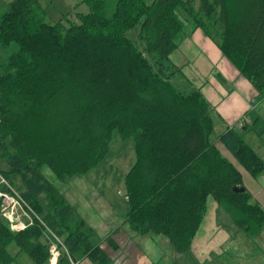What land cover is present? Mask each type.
Wrapping results in <instances>:
<instances>
[{
	"label": "trees",
	"instance_id": "trees-1",
	"mask_svg": "<svg viewBox=\"0 0 264 264\" xmlns=\"http://www.w3.org/2000/svg\"><path fill=\"white\" fill-rule=\"evenodd\" d=\"M82 3L89 12L76 13L77 22L68 15L51 23L40 0H13L0 17L8 52L0 74V191L17 194L33 221L13 231L0 197V264L15 262L12 246L48 264L47 232L63 241L58 264H112L44 168L60 180L85 174L116 134L133 139L138 156L126 177L132 229L190 252L213 199L254 238L264 210L211 141L212 105L171 56L193 22L264 99V0ZM13 44L18 50L9 52ZM217 142L253 177L264 173L243 129L230 128Z\"/></svg>",
	"mask_w": 264,
	"mask_h": 264
},
{
	"label": "crops",
	"instance_id": "crops-1",
	"mask_svg": "<svg viewBox=\"0 0 264 264\" xmlns=\"http://www.w3.org/2000/svg\"><path fill=\"white\" fill-rule=\"evenodd\" d=\"M2 5H5L4 0H0V8ZM76 13H68L74 22L78 20ZM188 25L190 40H195L196 50H199L193 61L194 72L190 80L201 89L213 107L215 130H220L218 136L230 128L243 129L246 143L264 160V99L259 97L250 81L222 54L217 44L202 29L195 28L194 24ZM4 50L0 46V74L1 65L8 57ZM177 63L182 65L181 61ZM217 141L216 145L224 157L242 173L244 185L252 195V202L259 203L264 210V173L253 177L229 151V154H224L221 148L224 146ZM92 188L95 189L86 181L75 182L70 184L65 196L94 230L95 235H98L101 247L112 264H250L235 259L238 249H243L242 255L252 259L253 264H264V228L250 239L234 225L224 210L219 209L216 202L213 203L214 200L208 202L211 205L208 206L209 217L207 215L206 221L202 222L191 251L177 253L168 238L152 233L141 234L132 229L126 221L129 205L121 211L110 208L106 201H98L101 193ZM126 202L128 204V199ZM251 241L261 242L263 248L259 245V249H256ZM217 243L223 245V259H212L211 248ZM77 264L93 263L83 258Z\"/></svg>",
	"mask_w": 264,
	"mask_h": 264
},
{
	"label": "rangeland",
	"instance_id": "rangeland-1",
	"mask_svg": "<svg viewBox=\"0 0 264 264\" xmlns=\"http://www.w3.org/2000/svg\"><path fill=\"white\" fill-rule=\"evenodd\" d=\"M5 5H2L0 8V15L4 14L9 7V4L13 0H4ZM42 7L44 8L47 16L49 17V21L51 23H56L61 20L63 16H68V13H76V12H82L87 14L89 12V8L85 3H82V0H40ZM182 17H187L185 14H182ZM60 19V20H59ZM193 26V22H191V25ZM188 38L183 39L182 43L179 46V49L176 50L171 58L173 61L179 65V67H183V70L181 71L188 79L191 78L192 73L194 72V59L197 57V54L199 50L197 48V44L195 40L191 37L190 27L189 29L186 28ZM186 40V42L184 41ZM185 45L187 47H185ZM185 48V49H184ZM4 50V49H3ZM17 51L18 46L13 44L10 51ZM7 52L6 50H4ZM11 51V52H12ZM8 53V52H7ZM177 61H181L182 65L178 64ZM217 133V134H216ZM220 133V130L214 132V134L211 136V141L216 142L218 139V134ZM221 146V145H220ZM222 152L224 154L228 153V150L225 147H221ZM229 154V153H228ZM137 152L134 148V141L133 139H123L120 135H115L110 150L105 154L103 159L100 160V162L92 167L87 173L78 175L71 179H57L54 174L45 167L44 170L47 174V176L52 180L55 181V185L57 188L65 194L70 186V184H75V182L80 181H86L90 183L95 189L100 191L101 197L98 199L99 202H102V200L106 201L108 203V206L110 208H114L116 210L121 211V209L128 207V204L126 202V195L128 192V187L126 184V177L130 170L134 167V165L137 163ZM52 180V181H53ZM92 188V190H95ZM66 195V194H65ZM213 201V199H210L209 202ZM215 201H213L214 203ZM210 204V203H209ZM211 207V205H209ZM222 211V208L220 209ZM210 210L208 212L209 217ZM31 215L28 212L27 207L23 206L20 202L17 207L14 209V215L12 218H8L7 221H9L10 224L13 226H18V228H27L33 224V221L31 219ZM229 218V217H228ZM207 214L204 219L206 221ZM11 227V226H10ZM98 237V236H97ZM248 237L251 239V237L248 235ZM47 238L50 240L51 245L56 247V249L61 254V251L64 250L63 241L55 239L50 233L47 232ZM100 239V238H99ZM251 244L256 249H259V245L263 248L262 243H253L251 241ZM52 248V247H51ZM50 248V252H51ZM247 247L244 248L246 250ZM13 253H15L16 260L13 264H36L33 259L26 253V252H19V249H16V247L12 246L10 249ZM223 245L220 243L215 244L211 248L212 252V259L219 258L223 259L224 256L221 254V251H223ZM243 249H238V255L235 256V259L240 262H247L250 264H253L254 261L252 259H247L244 255H242ZM223 256V258H222ZM51 259H52V252H51ZM51 259L48 261V264H50Z\"/></svg>",
	"mask_w": 264,
	"mask_h": 264
},
{
	"label": "built area",
	"instance_id": "built-area-1",
	"mask_svg": "<svg viewBox=\"0 0 264 264\" xmlns=\"http://www.w3.org/2000/svg\"><path fill=\"white\" fill-rule=\"evenodd\" d=\"M2 179V178H1ZM4 182V180H2ZM15 194V193H14ZM0 197L2 199V215L5 220H8V218H12L14 215V209L19 205L20 198L17 194L13 195L8 192H2L0 191ZM22 204V203H21ZM9 222V221H8ZM11 229L13 231L19 232L21 230H24V228H18V226H13L10 224ZM51 252H52V259L50 261V264H58V258L60 256L59 251L51 245Z\"/></svg>",
	"mask_w": 264,
	"mask_h": 264
}]
</instances>
